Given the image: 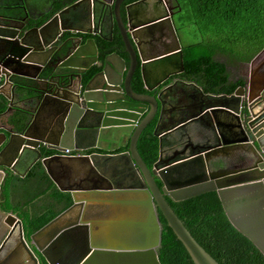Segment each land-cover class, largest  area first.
I'll return each mask as SVG.
<instances>
[{
    "label": "water",
    "instance_id": "95a60500",
    "mask_svg": "<svg viewBox=\"0 0 264 264\" xmlns=\"http://www.w3.org/2000/svg\"><path fill=\"white\" fill-rule=\"evenodd\" d=\"M148 2L143 10L137 11L136 6L127 9V24L121 20L118 1L112 7L106 0L72 2L41 26L27 30H23L24 20L0 16V94L8 99L5 112L14 108L28 112V117L14 122V127H4L8 134L0 132V175L2 179L6 173L24 176L39 162L57 187L69 191L72 197V203L32 232L28 241L22 236L18 214L0 206L1 230L10 236L16 227L19 241V246L4 259L0 245V264H39L32 247L47 264H161V215L194 264H231L198 243L165 197L180 200L208 190L216 191L231 224L264 255V111L245 109L242 119L238 116L243 103H250L264 92V82L256 85L255 69L252 70L264 48L250 62L248 82L231 94L205 93L196 84L179 82V88L191 98L188 112L167 124L161 92L156 96L138 93L131 86L136 52L130 38L136 40L137 31L151 29L165 20L155 13L154 2ZM114 20L118 22L130 65L127 68L124 58L111 52L101 61V70L82 82L81 74L100 64L95 40L88 37L82 42V34L102 36L101 30L112 27ZM175 44L151 57L139 48L145 89L152 90L166 76L163 73L169 70L168 66L170 72L183 69L176 37ZM46 69L47 74L41 76ZM15 74L39 82L36 92L27 96L35 107L26 108L15 102L20 98L11 80ZM98 76L100 86L94 82ZM159 104L162 107L153 134L159 137L160 153L150 169L138 152L137 141ZM205 116L218 127H226L230 117H237L239 129H226L234 135L232 140L225 139V131L220 129L219 146L213 149L163 158V135ZM247 131L253 134L254 142L249 140ZM247 144L252 154L260 158L258 166L208 172L206 166L211 158L233 147L243 155ZM43 145L62 152L92 146L104 152L44 155L40 149ZM125 146V151L115 152ZM56 164L64 175L56 174ZM182 174L189 176L181 179ZM156 176L161 179L162 188ZM62 177L68 184L63 185ZM188 186L196 188L181 194Z\"/></svg>",
    "mask_w": 264,
    "mask_h": 264
},
{
    "label": "trees",
    "instance_id": "16d2710c",
    "mask_svg": "<svg viewBox=\"0 0 264 264\" xmlns=\"http://www.w3.org/2000/svg\"><path fill=\"white\" fill-rule=\"evenodd\" d=\"M8 1L10 0H0V12H9L10 7H3ZM178 3L180 12L176 21L179 28L182 30L192 27L195 34L199 35L197 41L183 45L186 66L193 69L198 82L207 85V91L233 92L244 80L238 77L234 81L229 66L249 62L264 48V0H178ZM10 14H14L13 11H10ZM118 43L122 45L119 36L115 38V45ZM243 44L250 54L247 58L236 60L238 54L234 49ZM114 49H117V46ZM109 50L104 48L100 59ZM96 69L95 67L86 72L83 82H86ZM48 71L49 69L42 71L41 76ZM11 80L20 96H32L39 85L36 79L16 74L11 76ZM132 87L137 92H145L138 70L133 76ZM7 106L8 99L0 94V113L4 112ZM12 116L14 122H19L28 117V112L15 108ZM155 122L153 119L146 125L137 141L138 152L149 167L153 165L159 153V138L153 134ZM40 149L44 155L57 152L56 149L45 146ZM19 181H24V186L26 185L31 194L23 199L25 201L20 199L13 202L11 197L16 193ZM0 192V206L18 214L27 236L72 203L70 192L60 190L39 162L30 168L23 179L6 173ZM166 200L207 252L231 264H264V255L229 221L215 190L180 200L167 196ZM160 220L164 226L159 253L161 264H194L162 215Z\"/></svg>",
    "mask_w": 264,
    "mask_h": 264
},
{
    "label": "flooded vegetation",
    "instance_id": "af4514ba",
    "mask_svg": "<svg viewBox=\"0 0 264 264\" xmlns=\"http://www.w3.org/2000/svg\"><path fill=\"white\" fill-rule=\"evenodd\" d=\"M75 1H78V0H10L8 1V3L6 2V4H4L3 7H10L11 9L9 10L8 13H5L4 11L0 12V16L16 17V18L24 20L25 24L23 26V30H27V29L41 26L48 18L55 15L61 8ZM117 1H118V7H119L121 20L125 24H127V9H131L133 6H136L137 11H140V10L145 9L146 6L149 5V2H148L149 0H106V2H108L109 5H111L112 7L115 5V3H117ZM147 2L148 4L146 5ZM151 2H154L155 9H156L154 10L155 13L162 15V17L159 19H162V20L165 19V20L162 21L160 25L155 26L151 29H146L144 31L141 29L137 31L136 40L133 41L130 38V41L136 52V65H135L134 73L131 78V86H132L133 76L135 72L138 70L141 76L143 88L145 89L143 79H142V74H141V58H140L139 50L141 49L143 54L146 55L147 57H151V55L153 54L156 55L161 50L163 51L166 48L175 47L176 46L175 37H176L179 42V47H180L179 50L182 51L183 69L182 70L180 69L177 72H174V71L170 72V67L168 66L169 70H166V72L163 73V75H165L166 73V76L156 86H154L152 90L149 91L145 89V92H138V93H148L154 96H156L158 93L161 92L162 99L164 102L163 103V111H164V118H165L164 121L167 124L168 123L171 124L175 120L181 119L188 112V105L191 99L189 98L188 96L189 93L187 91H183L181 88H179L178 86L179 82L187 83V84H190V83L196 84L205 93H211V94H220V93H213V92L207 91L206 89L207 85L198 82L196 75H194L193 69H191L190 67H187L184 62L183 43L181 40V29L179 28V25L176 21L177 16L180 12L178 0H151ZM10 11H13L14 14H10ZM139 17L142 18L141 15ZM166 18H167V21H166ZM39 20H42V21L39 22ZM137 20H139L138 16H137ZM170 21L172 24V28H171ZM101 34L107 39H103L102 36L98 35L97 33L88 34V35L82 34V42H84V40H86L88 37H93V39L95 40L97 44V48H98V63H100V64L92 65L89 69H87L84 73L81 74L82 82L84 79V74L86 72L92 70L95 67L97 68L96 70L92 72V75L89 77L90 79L94 74L98 73L101 70L102 68L101 61L103 60L104 57L100 59V54L104 51V48L105 50L108 48L110 49L109 52L104 53V56L106 54H109L115 51L124 58L127 68L130 65V57H129L128 52H126L125 50V45L121 37V33L118 27V22L114 20L112 27H107V28L102 29ZM67 36L68 34L65 35V37ZM117 36L121 38L122 45L120 43H118V45H115V38ZM116 46H117V49H114L116 48ZM174 51H178V50L176 49ZM254 57L252 58V60L254 59ZM175 59H177V57H175ZM156 69L158 70L160 68L157 67ZM163 69L165 70L166 68H163ZM252 70H254L253 71V75H254L253 81L255 82V84L257 85L258 83L264 82V53H262L256 59V61L254 62L252 66ZM237 78L238 77L233 78L234 81H236ZM248 79H249V76L248 78L247 77L245 79L243 78L244 83L246 81L248 82ZM94 82L97 86H100L102 84L100 76L96 77ZM194 91L197 92L196 89ZM231 93H226V94H231ZM161 107L162 105L159 104L157 113L149 122L153 121V119H155L157 122V119L159 117V112L161 111ZM245 109L248 111L252 109L256 113L260 110L264 111V92H262L260 96H258V98H254L250 103L249 102L243 103V108L238 114V116H240L241 119H242ZM227 123L228 125L226 127L223 124L222 125L219 124V127H218L216 123H214L213 121H209V118L205 116L204 118L200 119L198 122H191L186 127L184 126L182 128L180 126L181 128L176 130L175 132H170V130H168L167 133L164 134L162 137V143H163L162 156L163 158L166 159L172 156L184 157V156L190 155V153H193L194 151H200L208 147L212 149L215 147H218L219 146L218 144L220 143V131H221L220 129H223V132L225 131L223 133V137L225 139L232 140L234 138V135L232 134V132L228 133L226 129H229L231 127L232 128L231 130L233 132H235V130L237 131L239 129V119L237 117L236 118L230 117ZM247 133H248L249 140L254 142L253 134L249 131H247ZM233 144L234 142L230 143V145H233ZM243 148L245 152L243 155H240L238 150L235 147H233V148L228 149L227 152L225 151L226 152L225 154L221 155L220 153V155L211 158L210 163L207 164L206 166L208 167V172L219 170L222 168L232 171L240 167L246 168L250 166H254V167L258 166L260 158L252 154L251 152L252 149L249 148L248 144L245 145V147ZM257 148L259 147L257 146ZM126 149H127L126 146L119 147L118 149H116L115 152L125 151ZM93 152H104V151L101 150L100 148L93 147V146L75 149V153H80V154H89ZM56 153H59V152H56ZM159 153H160V146H159ZM159 153H158V157H159ZM157 159L155 161H157ZM152 167L153 165L150 166L149 168L152 169ZM177 176L178 175H176V177ZM188 176H189L188 174H182L181 179L188 178ZM155 180L158 186L162 188L163 184H162L161 179L156 176ZM195 188L196 186L195 187L188 186L184 188L183 190H181L180 193L189 194L193 192ZM165 197H167V195ZM7 236H8V231L1 230L0 228V245L2 246L1 255L3 259L6 258L10 254L13 248L16 249L19 246L18 229L16 227H14L13 230L11 231V235L8 237ZM22 236L26 241H28V238L30 236V234L28 236L25 235L23 224H22ZM5 238L7 239L4 243L3 240ZM32 249L34 250L37 256L38 263L47 264L45 259L42 257V255L37 253L33 247Z\"/></svg>",
    "mask_w": 264,
    "mask_h": 264
},
{
    "label": "rangeland",
    "instance_id": "374dc122",
    "mask_svg": "<svg viewBox=\"0 0 264 264\" xmlns=\"http://www.w3.org/2000/svg\"><path fill=\"white\" fill-rule=\"evenodd\" d=\"M198 39H199V35L195 34L194 29L192 27L183 28L181 30V40H182L183 45L193 43L197 41ZM234 50H235V53L238 54V56L235 58L236 60L241 59V58H247L248 55L250 54L245 44L237 45ZM249 63L248 62L236 63L235 65L233 64L229 66V72L232 78L243 77L245 79L249 74V67H250ZM20 193L21 194H19V196H22L24 199H26L28 195L31 194V191L28 190V188H26V185H25L24 190L21 191Z\"/></svg>",
    "mask_w": 264,
    "mask_h": 264
},
{
    "label": "crops",
    "instance_id": "0c3cea01",
    "mask_svg": "<svg viewBox=\"0 0 264 264\" xmlns=\"http://www.w3.org/2000/svg\"><path fill=\"white\" fill-rule=\"evenodd\" d=\"M250 64V63H249ZM30 71H33V69L34 68H31V67H27ZM251 68L249 67V74H248V76H249V78H250V76H251ZM248 76H247V78H248ZM25 97H26V100H22V99H25ZM21 100V101H20ZM15 102H17L18 104H20V105H22V106H24V107H26V108H33V107H35V102L33 101V100H29L28 98H27V96H20V98L18 99V100H16ZM15 109V108H14ZM14 109H12V110H9V111H7V112H2V113H0V132H6V134H8V131L7 130H5V128L4 127H11V126H13L14 127V119H13V116H12V113H13V111H14ZM12 116V117H11ZM1 159V158H0ZM22 168V165L19 167V169H21ZM30 170V169H29ZM28 170V171H29ZM55 170H56V174H61L62 172H61V170H60V167L56 164V167H55ZM27 171V172H28ZM45 171V170H44ZM45 173H46V171H45ZM27 174V173H26ZM26 174L24 175V176H19V175H17L18 177H20L21 179H23V178H25V176H26ZM63 175H64V173H62ZM15 175V174H14ZM48 175V174H47ZM49 176V175H48ZM5 177V176H4ZM4 179V178H3ZM2 179V175H0V181H1V183H0V189H1V185H2V183H3V180ZM51 179V178H50ZM51 181L53 182V180L51 179ZM61 181L63 182V185H66V184H68L67 182H68V180H64V178L62 177L61 178ZM23 182L24 181H19V186H18V189L16 190V193L15 194H13V196L11 197V199H12V201L13 202H15V201H17V200H22V201H25V200H23L24 198L22 197V196H20L19 197V192H21L22 191V189H24V184H23ZM54 183V182H53ZM2 199V197H1V192H0V200ZM2 217L0 216V221L1 220H3V219H1Z\"/></svg>",
    "mask_w": 264,
    "mask_h": 264
},
{
    "label": "clouds",
    "instance_id": "9594fccd",
    "mask_svg": "<svg viewBox=\"0 0 264 264\" xmlns=\"http://www.w3.org/2000/svg\"><path fill=\"white\" fill-rule=\"evenodd\" d=\"M43 146H45V145H43ZM56 150H57V149H56ZM57 152H59V153H66V150H65V152H62V151L57 150ZM67 152H68L69 154H76V153H75V150H74V151H71V152L68 150Z\"/></svg>",
    "mask_w": 264,
    "mask_h": 264
},
{
    "label": "built area",
    "instance_id": "2783aa9c",
    "mask_svg": "<svg viewBox=\"0 0 264 264\" xmlns=\"http://www.w3.org/2000/svg\"><path fill=\"white\" fill-rule=\"evenodd\" d=\"M68 150H66V152H67Z\"/></svg>",
    "mask_w": 264,
    "mask_h": 264
}]
</instances>
